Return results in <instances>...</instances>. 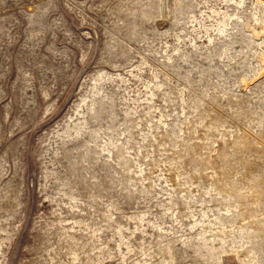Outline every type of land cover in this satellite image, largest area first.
<instances>
[{
    "label": "rangeland",
    "instance_id": "obj_1",
    "mask_svg": "<svg viewBox=\"0 0 264 264\" xmlns=\"http://www.w3.org/2000/svg\"><path fill=\"white\" fill-rule=\"evenodd\" d=\"M0 264H264V0H0Z\"/></svg>",
    "mask_w": 264,
    "mask_h": 264
}]
</instances>
